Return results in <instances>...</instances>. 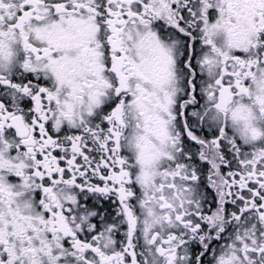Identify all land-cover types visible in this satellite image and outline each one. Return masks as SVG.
<instances>
[{"label":"snow or ice","instance_id":"snow-or-ice-1","mask_svg":"<svg viewBox=\"0 0 264 264\" xmlns=\"http://www.w3.org/2000/svg\"><path fill=\"white\" fill-rule=\"evenodd\" d=\"M0 264H264V0H0Z\"/></svg>","mask_w":264,"mask_h":264}]
</instances>
